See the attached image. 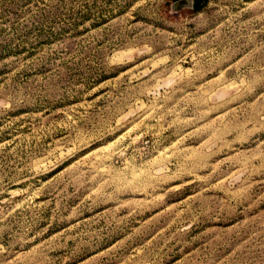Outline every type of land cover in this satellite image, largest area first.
I'll use <instances>...</instances> for the list:
<instances>
[{
    "label": "rangeland",
    "instance_id": "1",
    "mask_svg": "<svg viewBox=\"0 0 264 264\" xmlns=\"http://www.w3.org/2000/svg\"><path fill=\"white\" fill-rule=\"evenodd\" d=\"M0 0V264H264V0Z\"/></svg>",
    "mask_w": 264,
    "mask_h": 264
},
{
    "label": "water",
    "instance_id": "2",
    "mask_svg": "<svg viewBox=\"0 0 264 264\" xmlns=\"http://www.w3.org/2000/svg\"><path fill=\"white\" fill-rule=\"evenodd\" d=\"M188 2V0H180L179 2H178V4H185V3H187Z\"/></svg>",
    "mask_w": 264,
    "mask_h": 264
}]
</instances>
